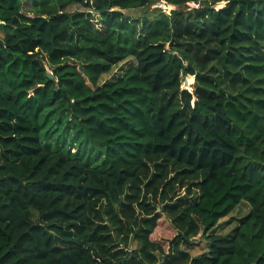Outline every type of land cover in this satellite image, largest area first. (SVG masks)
<instances>
[{"label": "trees", "instance_id": "trees-1", "mask_svg": "<svg viewBox=\"0 0 264 264\" xmlns=\"http://www.w3.org/2000/svg\"><path fill=\"white\" fill-rule=\"evenodd\" d=\"M156 1L0 0V264H264V0Z\"/></svg>", "mask_w": 264, "mask_h": 264}, {"label": "rangeland", "instance_id": "rangeland-1", "mask_svg": "<svg viewBox=\"0 0 264 264\" xmlns=\"http://www.w3.org/2000/svg\"><path fill=\"white\" fill-rule=\"evenodd\" d=\"M161 0L156 1L153 3L150 8H144V9H131L128 12L135 18L137 21L142 22L143 17L145 13H148L150 16L155 15L158 13V10H161L162 12L165 10L167 13L170 12L171 8L168 9L167 6L165 7V2L161 3ZM163 4V5H162ZM226 3H220L216 7L221 8L224 7ZM30 6V2L28 1L26 3V7ZM163 7V8H162ZM163 9V10H162ZM89 11L88 8L76 6L72 8V11ZM169 10V11H168ZM92 11V10H91ZM93 12L94 22L97 26V28L103 29V26L101 24L100 19L98 18L97 14ZM141 25V24H139ZM111 77V75L105 76L104 80H108ZM191 78H187L189 80L190 84L185 85V87L191 88V86L194 83L190 81ZM192 89V88H191ZM250 205L248 203H243L237 210H235L231 215L227 216L226 218L221 220L220 227L217 228V233L228 235L232 232V230L239 224V220L243 218L245 215H247L250 212ZM176 235V230L172 226L171 222L166 218V216H163L155 230V232L152 235V239L154 241H157L161 243L166 249L169 246V242L173 239V237ZM198 245L195 246L193 249H191L192 255H198L204 252L207 248V240L202 237H198Z\"/></svg>", "mask_w": 264, "mask_h": 264}, {"label": "built area", "instance_id": "built-area-1", "mask_svg": "<svg viewBox=\"0 0 264 264\" xmlns=\"http://www.w3.org/2000/svg\"><path fill=\"white\" fill-rule=\"evenodd\" d=\"M162 2L161 3H164L165 2V7L167 6V8L168 9H170L171 8V10H170V12H168V14H170L171 13V11H172V9L174 8V6L173 5H171V4H168L166 1H164V0H161ZM163 5V4H162ZM189 6L191 7V8H199L200 7V3H197V2H191V3H189ZM163 8V7H162ZM165 11V10H164ZM169 11V10H168ZM166 12V11H165ZM167 13V12H166Z\"/></svg>", "mask_w": 264, "mask_h": 264}, {"label": "water", "instance_id": "water-1", "mask_svg": "<svg viewBox=\"0 0 264 264\" xmlns=\"http://www.w3.org/2000/svg\"><path fill=\"white\" fill-rule=\"evenodd\" d=\"M51 78H53V75L51 73L48 74ZM188 78H192L191 76H189ZM190 84L189 80H186L185 85Z\"/></svg>", "mask_w": 264, "mask_h": 264}]
</instances>
